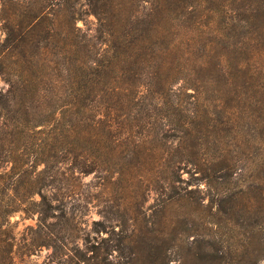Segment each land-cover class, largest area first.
<instances>
[{
    "label": "trees",
    "instance_id": "obj_1",
    "mask_svg": "<svg viewBox=\"0 0 264 264\" xmlns=\"http://www.w3.org/2000/svg\"><path fill=\"white\" fill-rule=\"evenodd\" d=\"M0 1L5 14L23 9L8 42L32 64L42 56L45 80L28 86L43 118L26 164L20 119L0 122V264H14L12 217L66 211L61 193H79L93 164L120 175L164 167L173 188L184 163L202 172L200 135L264 114V0ZM22 91L15 84L0 101L18 107ZM136 244L135 255L158 261L145 235Z\"/></svg>",
    "mask_w": 264,
    "mask_h": 264
},
{
    "label": "rangeland",
    "instance_id": "obj_2",
    "mask_svg": "<svg viewBox=\"0 0 264 264\" xmlns=\"http://www.w3.org/2000/svg\"><path fill=\"white\" fill-rule=\"evenodd\" d=\"M22 15L21 7L3 13L0 1V92L8 94L15 84L26 91L18 107L0 101V122L10 126L20 119L16 132L23 145L16 146L26 164L33 153L30 129L41 130L43 118L42 95L29 96L28 86L42 87L45 80L42 56L32 64L27 52L21 55L8 42L9 28L18 30ZM86 21L91 25L96 17ZM253 114L233 129L219 126L200 135L202 172L184 163L173 188L164 167L125 166L120 175L93 164L91 175L76 181L79 193H61L66 211L12 217L14 264H264V114ZM25 170L21 181H27ZM142 235L158 250L156 263L135 255Z\"/></svg>",
    "mask_w": 264,
    "mask_h": 264
}]
</instances>
